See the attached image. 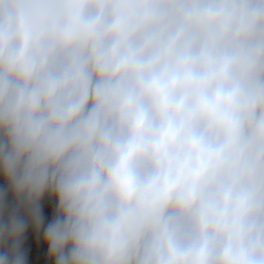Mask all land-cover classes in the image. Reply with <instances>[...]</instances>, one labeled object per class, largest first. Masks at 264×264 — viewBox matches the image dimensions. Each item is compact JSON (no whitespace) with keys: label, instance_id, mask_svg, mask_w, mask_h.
<instances>
[{"label":"clouds","instance_id":"clouds-1","mask_svg":"<svg viewBox=\"0 0 264 264\" xmlns=\"http://www.w3.org/2000/svg\"><path fill=\"white\" fill-rule=\"evenodd\" d=\"M0 179V264H264V0H0Z\"/></svg>","mask_w":264,"mask_h":264},{"label":"crops","instance_id":"crops-1","mask_svg":"<svg viewBox=\"0 0 264 264\" xmlns=\"http://www.w3.org/2000/svg\"><path fill=\"white\" fill-rule=\"evenodd\" d=\"M53 210L54 202L45 200L43 215L46 222L51 218ZM24 244L28 254V264H51L47 258V249L42 243V238H38L31 228L26 233Z\"/></svg>","mask_w":264,"mask_h":264},{"label":"rangeland","instance_id":"rangeland-1","mask_svg":"<svg viewBox=\"0 0 264 264\" xmlns=\"http://www.w3.org/2000/svg\"><path fill=\"white\" fill-rule=\"evenodd\" d=\"M2 188H3V180L0 179V189H2Z\"/></svg>","mask_w":264,"mask_h":264}]
</instances>
